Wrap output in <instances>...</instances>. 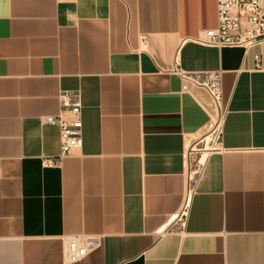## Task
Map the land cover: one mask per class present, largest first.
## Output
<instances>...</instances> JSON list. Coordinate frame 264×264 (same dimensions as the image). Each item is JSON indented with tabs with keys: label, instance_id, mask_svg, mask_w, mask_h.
<instances>
[{
	"label": "crops",
	"instance_id": "obj_1",
	"mask_svg": "<svg viewBox=\"0 0 264 264\" xmlns=\"http://www.w3.org/2000/svg\"><path fill=\"white\" fill-rule=\"evenodd\" d=\"M216 25L215 0H0V264H264V43L195 40ZM65 91L83 146L60 158L41 118ZM220 112L181 230L187 150ZM76 236L100 245L69 263Z\"/></svg>",
	"mask_w": 264,
	"mask_h": 264
},
{
	"label": "built area",
	"instance_id": "obj_2",
	"mask_svg": "<svg viewBox=\"0 0 264 264\" xmlns=\"http://www.w3.org/2000/svg\"><path fill=\"white\" fill-rule=\"evenodd\" d=\"M217 6V25L204 31L195 40L199 43L222 47H241L249 51L264 43V0H215ZM260 62V55H255ZM217 108L221 109V76L219 73L200 77ZM62 110L58 116H43V124H58L61 136L60 158L68 156L83 146V118L80 95L65 91L61 95ZM224 113L220 112L210 132L192 144L188 150L189 167L187 172V191L184 197L180 229L186 225L192 197L196 191L208 152L216 149L222 141ZM209 140L207 141V139ZM204 159V160H203ZM98 238L76 236L68 241L65 256L69 263L83 260L98 248Z\"/></svg>",
	"mask_w": 264,
	"mask_h": 264
},
{
	"label": "rangeland",
	"instance_id": "obj_3",
	"mask_svg": "<svg viewBox=\"0 0 264 264\" xmlns=\"http://www.w3.org/2000/svg\"><path fill=\"white\" fill-rule=\"evenodd\" d=\"M209 140V138L207 139V141Z\"/></svg>",
	"mask_w": 264,
	"mask_h": 264
}]
</instances>
